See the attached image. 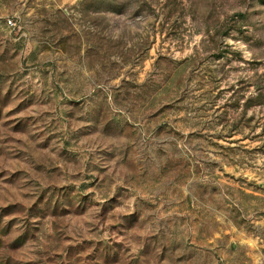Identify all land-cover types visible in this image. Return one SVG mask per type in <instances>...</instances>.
<instances>
[{
	"label": "rangeland",
	"instance_id": "374dc122",
	"mask_svg": "<svg viewBox=\"0 0 264 264\" xmlns=\"http://www.w3.org/2000/svg\"><path fill=\"white\" fill-rule=\"evenodd\" d=\"M0 264H264V0H0Z\"/></svg>",
	"mask_w": 264,
	"mask_h": 264
},
{
	"label": "built area",
	"instance_id": "2783aa9c",
	"mask_svg": "<svg viewBox=\"0 0 264 264\" xmlns=\"http://www.w3.org/2000/svg\"><path fill=\"white\" fill-rule=\"evenodd\" d=\"M7 25L10 27H13L15 25V23L12 19H7Z\"/></svg>",
	"mask_w": 264,
	"mask_h": 264
}]
</instances>
